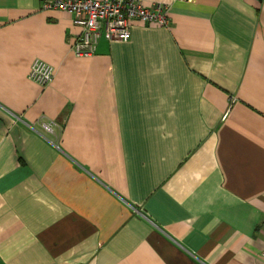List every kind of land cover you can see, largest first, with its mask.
Instances as JSON below:
<instances>
[{
	"label": "crops",
	"instance_id": "crops-1",
	"mask_svg": "<svg viewBox=\"0 0 264 264\" xmlns=\"http://www.w3.org/2000/svg\"><path fill=\"white\" fill-rule=\"evenodd\" d=\"M142 1L169 26L76 56L0 0V264H264V0Z\"/></svg>",
	"mask_w": 264,
	"mask_h": 264
},
{
	"label": "built area",
	"instance_id": "built-area-1",
	"mask_svg": "<svg viewBox=\"0 0 264 264\" xmlns=\"http://www.w3.org/2000/svg\"><path fill=\"white\" fill-rule=\"evenodd\" d=\"M42 10H61L69 14L73 24L81 28L73 51L76 56H92L101 38L128 42L136 24L168 27L170 20L164 4L145 6L142 0H39ZM54 67L36 60L29 78L42 85L52 83ZM53 132L52 125H45Z\"/></svg>",
	"mask_w": 264,
	"mask_h": 264
}]
</instances>
